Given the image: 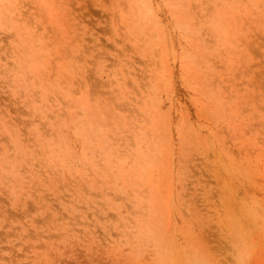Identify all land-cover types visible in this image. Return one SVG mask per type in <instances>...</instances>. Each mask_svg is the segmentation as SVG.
<instances>
[{"label":"rangeland","instance_id":"obj_1","mask_svg":"<svg viewBox=\"0 0 264 264\" xmlns=\"http://www.w3.org/2000/svg\"><path fill=\"white\" fill-rule=\"evenodd\" d=\"M0 264H264V0H0Z\"/></svg>","mask_w":264,"mask_h":264}]
</instances>
